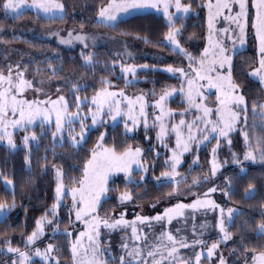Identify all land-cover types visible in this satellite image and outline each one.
I'll return each mask as SVG.
<instances>
[{"label":"snow or ice","instance_id":"1","mask_svg":"<svg viewBox=\"0 0 264 264\" xmlns=\"http://www.w3.org/2000/svg\"><path fill=\"white\" fill-rule=\"evenodd\" d=\"M0 6L6 14L12 13L14 19L21 18L25 10L33 9L38 14H42L45 20L64 21L65 7L60 0H31L30 3L29 0H0ZM201 7L207 10V35L206 44L199 58L193 56L183 46L180 39L183 25L177 27V23L192 12L190 3H182V0H107L106 5L97 12L94 26L116 31L119 25L125 22V17L132 16L136 12L150 9H155L158 13L162 11L167 31L163 35L162 42L153 46L167 48L171 54L186 59L190 71L180 66H167L164 71L179 79L180 87L163 89L152 105L147 103L144 94L135 97L126 95L124 89L133 86L137 79L138 67L121 62L119 59L112 62L110 70L115 73L116 66L119 64L120 73L125 81L124 89L114 91L112 89L116 86L111 80L106 77L101 78L100 87L94 90L95 94L89 102L87 97L81 99L78 95L87 86L82 88L78 82H69L71 91L76 94L75 111H72L71 105L63 94L58 95L55 100L50 96L47 99L35 100L24 98V94L29 90L37 94L43 93L45 96L48 94L44 93L42 88H37L33 80L27 79V69L20 70L19 64L15 68L9 65L6 70L7 74L4 70H0V141H5L7 147L15 151L17 145L13 138L14 131L24 132L23 147L29 152L24 157V163L30 168L31 146L46 134L42 131L40 137L37 136L33 128L37 122L42 130L51 131L53 148L57 146V138L62 147L65 135H67L71 147L78 149L86 143V128L89 119H91L93 128L103 126L108 120L116 122L118 118L123 119L125 134H127L139 127L142 118L146 138H148L147 132L150 125L146 109L152 107L159 110L158 115L153 113L154 119L151 125L153 129H156L157 141L167 149L168 136L175 135L176 147L170 150L171 155L164 162L165 170L159 177H154L158 181V186L171 187V191L167 193L169 197L181 194L180 185L186 183V178L178 179L181 176L178 167L183 154L191 151L193 146L199 150L201 145L206 146L213 139L216 140V147L211 150L212 178L216 177L221 167L217 160V149L221 144V139L227 140L231 145V133L238 130L245 147L243 161L264 163V103L254 102L252 104V123L249 125L248 103L241 93L240 85L233 78L235 45L238 42L243 46L246 42V29L250 15L249 0H214V2L206 0ZM173 8L174 12L171 11ZM251 8L255 10L251 28L255 32L257 41L258 67H253L248 75L264 86V0H251ZM221 20L226 26L217 27ZM120 34L127 35V33ZM52 35L57 37L60 44L71 46L73 42H77L85 49L89 46L88 41L94 39L83 33L74 35L71 31L68 32L67 39L60 37L58 33H52ZM193 38V36L189 37V39ZM227 42L232 44V49L228 47ZM0 43H6V41L0 40ZM144 43L150 44L151 41L144 37ZM82 59L86 70H94L93 53H82ZM148 67L147 64L139 66L141 69H148ZM39 71L40 69H37V72ZM59 71L60 69L55 66V61L50 59L48 61L49 79L57 78ZM210 89H215V109L206 104V92ZM56 91L61 93V88L58 87ZM177 93L183 97L186 104L184 111L179 114V123L175 122V113L165 107L169 99ZM152 95L155 96V92ZM85 107H87V112L83 111ZM213 115L215 119L212 118ZM188 116L194 118L189 120ZM77 121H79V133L76 132L74 126ZM129 121L131 126H129ZM53 122L54 130L51 129ZM104 138L105 134L101 133L99 138L101 142H98L91 150L90 157L83 164L82 175L79 179L72 178L66 185L64 171L53 165L56 186L51 209L36 219L33 231L23 238V249L19 246L13 247L11 240H6L4 248L0 249V252L6 249L7 253L12 254V264H35L34 258H38L40 264H60V258L57 255L60 249L52 243H48L43 250L37 246V241L41 240L46 233V226L53 224H55L53 239L58 235H63L68 239L71 264H113V260L109 258L111 252L103 246L102 233L105 230L109 233L117 230L125 232L126 238L122 244L123 254L119 258V264H202L205 256L204 248H207L206 258L211 262L220 245L233 240L235 233L230 229L236 218L243 214L236 208H225L209 198L210 194L218 191L217 187L210 188L203 194V198L197 197L191 204L177 203L174 207L165 208L162 214L154 217L136 215L135 219L130 221L125 218L124 213H121L118 218L101 216L100 208L111 191L108 185L112 175L124 174L126 190L118 197V200L121 204H126L134 199L132 191L128 190L129 186L139 187L145 181V174L149 171L141 148L133 149L128 146L123 152H118L115 147H105L102 143ZM232 156V163L239 166L241 174H246V169L241 166L240 157L236 153ZM45 163H47L46 158ZM196 163L197 160H194L193 164ZM138 173L140 179L133 184V176ZM3 181L6 188L11 189L12 198L11 200L0 199V222L6 221L17 207L14 181L7 176L3 177ZM205 182H207V176ZM200 183L198 177H193L188 189L192 195H196L192 192V186H198ZM225 184L226 188L222 190V194L226 199L231 200L233 198L232 178H226ZM8 194L6 191L5 196L7 197ZM69 196L71 197L69 227L75 228V223L83 225V230H79L74 239L73 232L68 231L67 228L62 234L60 233L57 220L59 209ZM254 197L255 186L249 183L245 189L244 200L247 201ZM135 198L139 199V197ZM259 207L261 209L260 218L254 224L252 218L246 219L243 227L246 231L255 234V240L264 242V203H261ZM209 209L214 212L218 210L219 213L215 222L219 238L210 246L200 238L203 235V229L207 227L206 224L200 225L199 233L195 225L193 226L191 242L180 234V228L173 233L168 227L174 219L187 221V210L191 211L194 220L196 213L203 210V214L206 215ZM72 214L75 216V222L71 220ZM154 223L161 226L159 234L154 232L150 234L141 227L146 225L148 229H152ZM129 230L130 236L127 235ZM197 246L201 248V251H195ZM239 248L242 249L245 264H264V243L259 246H250L244 242V237L241 235ZM181 249H193L194 260L184 258L180 253ZM237 251V248L232 249L233 254ZM219 264H226L222 255L219 258Z\"/></svg>","mask_w":264,"mask_h":264},{"label":"trees","instance_id":"2","mask_svg":"<svg viewBox=\"0 0 264 264\" xmlns=\"http://www.w3.org/2000/svg\"><path fill=\"white\" fill-rule=\"evenodd\" d=\"M205 0H182V3L192 5V13L190 16L184 18L177 23V27L183 25L182 36L180 37L184 46H193L190 42L195 39L202 42L205 38L206 23L203 4ZM107 0H62L65 7L64 21L45 20L34 12H24L19 19H14L13 16L6 14L0 6V40L6 41L5 44L13 46H21L25 49L33 51L35 56L32 62L27 65V69L31 73L39 72L48 73V61L50 59L55 61V66L60 69L57 78L54 80L60 83L59 87L64 90L67 100L75 109L76 94L71 91L69 82H78L82 88L87 86L85 90H81L78 95L81 99L87 97L88 100L95 94L94 90L100 87L99 81L101 78H108L116 86L115 89H124L125 81L121 76L118 66H116L115 73L111 72V65L114 61L112 54L104 47H99L94 50H62L58 46L37 39H27L24 37H17L15 33L18 31L19 25L23 22H28L43 28L53 26H73L76 28H87L93 30L107 31L116 36L140 42L145 48L155 50L165 54L168 57H174L179 60L178 55H173L167 48L155 47L153 45L162 42L163 35L167 31L166 22L162 15L155 13H145L130 16L124 19L116 31L106 28L95 27V19L97 12L102 6H105ZM83 25V27H81ZM120 33H127L121 35ZM139 36V38H137ZM193 36V39H189ZM144 37H147L151 43L145 44ZM27 41V43H25ZM93 53L95 57L94 70H86L83 67L82 53ZM257 63L256 53L253 49H247L235 54L233 59V78L240 85L242 94L245 96L248 103L249 119H252L251 107L252 104L261 103L264 101V89L260 83L250 77L248 73L255 67ZM0 70L6 72L5 62L0 55ZM120 77V79H117ZM180 86V80L168 75L167 73L158 70H147L138 72L137 79L133 86L124 90L134 94H144L147 99H155L159 96L163 89ZM155 92V96L152 93ZM177 105L175 109H182L183 103L173 100L170 102ZM86 111V107L84 108ZM36 134L40 137L42 131L46 134L33 143L30 150L31 165H25L24 157L29 152L23 147L24 132L17 131L14 134V141L17 145V150L13 151L0 143V199L7 198L11 200V191L4 188L3 177L7 176L12 179L15 184V199L17 203L16 209L10 214L6 221L0 222V249L4 248L6 240L12 241V246H19L23 249V238L30 234L34 227L35 221L41 217L46 211L51 209L55 198L56 178L53 165H56L65 173L66 185L72 178L79 179L82 175L83 164L91 155V150L95 147L102 128L90 130L86 137V143L78 149H74L64 140L63 146L56 141V147L53 148L51 131L42 130L40 125L33 126ZM53 130V127L51 126ZM105 138L102 143L108 147H115L118 152H123L125 148L131 146L132 148L139 147L143 151V159L146 162L149 171L145 174L146 179L139 187L129 186L128 190L132 191L134 199L133 204H158L164 201L171 191L170 186H158V181L154 177H159L161 172L165 170L164 162L168 155L156 147L155 132L149 129L140 128L133 134H125L122 124H115L103 128ZM232 144L227 146L222 143L220 149V159L228 162L221 171L219 185L222 189L226 188V178H232L233 198L226 199L227 205L237 208L243 215L237 217L235 223L230 231L235 233L233 240L228 241L227 244L231 248H237V256L240 260L244 259L242 249L239 248L241 235L244 237V242L250 246H259L261 241L255 240V234L244 229L243 224L246 219L252 218L254 224L260 218L261 209L259 205L264 203V166L251 165L246 168V174H241L239 169L231 165L232 154L236 153L242 157L245 151L243 138L240 136L239 130L231 134ZM214 141L200 148L197 151L183 157V161L178 168L181 176L186 178L188 184L193 177H205L210 174V151ZM157 153L159 155L157 156ZM45 158L47 163H45ZM197 159V163L193 161ZM140 174L133 176V184L138 182ZM251 183L255 186V197L253 199L244 200L245 189ZM126 181L123 176H116L109 182L111 191L107 194L106 202L100 208V215L106 216L118 213L121 203L118 197L126 190ZM6 191L9 193L5 196ZM135 197H139L136 199ZM68 198L64 201L59 209L58 221L59 231H63L69 227V211L66 203ZM72 220V219H71ZM122 236L121 231H113L108 241L111 247V254L113 256V264H117L118 246ZM55 247L60 249L57 255L60 258V264L71 263V252L68 239L63 235H58L55 239H50ZM35 264H40V261L34 260ZM0 264H12V258L0 252Z\"/></svg>","mask_w":264,"mask_h":264},{"label":"rangeland","instance_id":"3","mask_svg":"<svg viewBox=\"0 0 264 264\" xmlns=\"http://www.w3.org/2000/svg\"><path fill=\"white\" fill-rule=\"evenodd\" d=\"M30 2H31V0H29V3ZM60 2L62 3V0H60ZM205 2H206V0L203 3H205ZM213 2H214V0H213ZM203 9H204V13H205V23H206L205 37H206V35H207V10L205 8H203ZM249 9H250V15H249L248 27L246 29V36H245L246 42L243 46H241L237 42V44L235 45V50H234L233 56H235L236 53L247 50V49H253L255 51V53H257V41H256V37H255V32L251 28V20L255 16V10L251 8V0H249ZM28 11L34 12L37 15H39L40 17H42V14H38V12L36 10H33V9L25 10V12H28ZM171 11L174 12L175 9L173 8V9H171ZM237 11H238V9H237ZM145 13H155V14H159V15L163 16L162 11L158 13L155 9L136 12L132 16L138 15V14H145ZM191 13H189L186 17L190 16ZM8 14L10 16H13L12 13H8ZM63 15H64V13H63ZM126 18H128V17H125L124 19H126ZM224 26H226V25L224 24L223 20H221L217 25V27H224ZM70 31L73 32L74 35L83 33V34L88 35L89 37H93L94 39H90L88 41L89 46H88V48L85 49L82 44H79L77 42H73V44L71 46L60 44L57 37L52 35V33H58L60 37L67 39L68 38V32H70ZM237 34H238V30H237ZM0 36H1V31H0ZM15 36L24 37L27 39H37V40H41V41H47V42L54 44L55 46H58L62 50H69V51L78 50V49L94 50V49L99 48V47H104L111 52L114 60L119 59L121 62L128 63V64H134L138 67V72L147 71V70L152 69V70H158V71L167 73L166 71H164V69L169 65L184 67L186 71H190V69H188V66H187L188 61L186 59H184L183 57H180V62H178L179 60H177V58L168 57L161 52L145 48L144 46L141 45L140 42L130 40V39H125V38L116 36L114 34H111L107 31H103V30L76 28L73 26H53V27L43 28V27L33 25L31 23H28V22H23L19 25L18 31L15 33ZM190 43L193 46H190L189 44L186 46H184V45L183 46L189 52H191L193 56L199 58L200 53L203 51V48L206 44L205 38L202 42H198L197 40L193 39ZM227 43H228V47L230 49H232L233 48L232 44L230 42H227ZM117 54H119V56ZM0 55H1V59L5 62L6 69L8 68L9 65H12L13 68H15V66L17 64H19L21 66L20 70H24L25 68L27 69V65L30 62H32V58L35 56L33 51L25 49L21 46L7 45L5 43H0ZM256 57H257V55H256ZM145 64H147L149 66L148 69L139 68L140 65H145ZM117 66L120 70L119 64ZM255 67H258V58H257V63L255 65ZM224 71L226 72L227 69L225 68ZM5 74H7V72H5ZM167 74L172 76L169 73H167ZM26 77L29 80H33L35 82V86L37 88H42L43 92L48 94L47 96H45V95H43V93L37 94L36 92L29 90L24 94V98H26L28 100L47 99L49 96L51 97V99L55 100L58 98V95H60V94H63L66 96L64 90H62V89H61V93H57L56 89L59 87L60 83L54 79L50 80L49 76L46 74H43L41 72L31 73L27 69ZM253 79H255V78H253ZM255 80H257V79H255ZM41 81H43V83H41ZM179 87L180 86L174 87V88L178 89ZM262 87L264 89V86H262ZM171 88H173V87H171ZM112 90L119 91L120 89L114 88ZM125 93H126V95H128L130 97L142 95V94L130 93L127 90H125ZM206 96H207V99H206L207 106L215 109V107H216L215 89L208 90L206 92ZM158 97L159 96H157L155 99H151V100L146 98L147 103L149 105L154 104L155 100ZM174 99L177 100V102L179 101V102L183 103L182 109H175V108H177V105L174 106L175 104H172V107L170 106L171 105L170 102L173 101ZM90 100H91V98L89 99V102H90ZM261 103H264V101ZM165 107L170 109L173 113H175V122L179 123V119H180L179 114L181 112H183L185 107H186V104L184 103L183 97L179 93L175 94L173 97H171L169 99V101L167 102ZM73 111H75V109ZM83 111H84V109H83ZM84 112H87V107H86V111H84ZM146 112L148 113V121H149V125H150L149 129H153L151 127L152 121L154 119L153 113L155 112V114L158 115L159 110L153 109L152 107H148L146 109ZM193 118L194 117H192V116H188L189 120H191ZM212 118L215 119V116L213 115ZM53 121H54V117H53ZM248 122H249V125H251L252 119H249ZM37 124H39V122H37L35 125H37ZM115 124H122L124 127V120L119 119V118L116 122L108 120V122L106 124H104L103 126H97V127L93 128L91 126V119H89L87 121L86 132L88 134V132L90 130L102 128V133L105 134V132L103 131V128H105L107 126H112ZM51 126L53 127V130H54L55 129L54 122ZM74 126L76 128V132L79 133V131H80L79 121H77ZM129 126H131L130 121H129ZM242 126L243 125L241 124V127ZM140 128L145 130V128L143 126V119L142 118H141V123H140L139 127L134 132L128 133V134L131 135V134L137 132V130H139ZM153 130L155 132V139H156V129H153ZM16 132L17 131H14V134ZM57 139L60 142L59 138H57ZM64 140H66L67 143L69 145H71L70 140L67 137V135H65ZM155 141L157 143L156 147L159 148V150L164 151L168 155V157L171 155L170 150L175 149V147H176L174 134H170L167 138V141H166L167 145H168L167 149L165 147H163L157 141V139ZM212 141H214V144L212 145L211 150L213 147H216V140L213 139ZM98 142H101V141L98 139V141L96 142V145ZM224 142L227 146H230L228 144L227 140H224L223 138L221 139V144L217 149V160L221 164V167H220L219 171L217 172L216 177L215 178L211 177V170H212V166H211L210 174L207 176V182H205L206 176L205 177H198L199 180L201 181V183L198 186H192V192L196 193L195 196L192 195L191 192H189V190H188L189 186L192 184V181H191L188 184L180 185V192H181L180 195L172 196V197L168 196L161 203H158V204L138 203L135 205L132 202H128L126 204H121V207H120V210L118 213H114V214L107 215V216H115L118 218L121 215V213H124L125 218L127 220H130V221L135 219L136 215L154 217L157 214H162L164 212L165 208L174 207V205L177 203L191 204L197 197L203 198V194L208 192V190L212 187H217L218 191L216 193L210 194L209 198L216 201L218 204H220L221 206H223L225 208L232 207V206L227 205L226 198L222 194L223 189L219 185V181H218V179H220V176H221V171L226 166H228V164H229L225 160H221L219 157L220 149L222 147V143H224ZM0 143L7 147V144L5 141H0ZM207 144H209V143H207ZM104 146L108 147L106 145H104ZM204 146L205 145H201L200 148H202ZM192 151H197V148L195 146H193L191 151L184 153L183 156L181 157V163L183 161V157L185 155L191 153ZM232 159H233V157H232ZM240 159L242 161L241 166H243L245 169L251 165L264 166V163H260L259 161H257L256 163H252L251 161H243V156L240 157ZM195 160H197V159H195ZM211 160H212V156H211V151H210V161ZM180 165H179V167H180ZM210 165H211V163H210ZM231 165H233L234 167L239 169V166L233 164L232 162H231ZM116 176H123L124 177V174L123 173H116V174L112 175L109 179V182ZM180 178L181 177H178V179H180ZM124 179H125V177H124ZM3 184H4V181H3ZM4 188L7 189L5 184H4ZM7 190L11 191V189H7ZM67 198H68V200H67L68 202L66 203V205H67L68 211H69V209L71 207V197L69 196ZM153 205H155V207H153ZM232 208H235V207H232ZM218 214H219L218 210H216L214 212L213 210L209 209V210H207V214L205 215V214H203V210H202L201 212H198L195 214V218L193 220L191 211L187 210L186 211V216L188 217L187 221L182 220V219H174L172 221V224L169 225L168 227L173 233L176 232L177 228H180L181 229L180 234L184 235L189 240V242H191V240L193 239V236H192L193 226L195 225L197 232L199 233L200 232V225L206 224L207 227L203 229V235L200 238L203 239L206 242V244L210 246L212 243H214L219 238V233H218L217 229L215 228V222H216V218H217ZM101 216H103V215H101ZM71 219L73 222H75L74 214L71 215ZM57 220H58V217H57ZM141 227L145 228V230L148 231L150 234L152 232L159 234L161 231V226L159 224H155V223H154V227L152 229H148L146 225L141 226ZM54 228H55V224L46 226V233H45L44 237H42L41 240L37 241V246L40 247L41 250H43L47 246V244L50 243V239L53 237V229ZM79 230H83V225H81L79 223H75V228L70 227L68 229V231L73 232V239L78 234ZM117 231L122 232V236H121L120 243L118 246V254H117V261H118L117 264H119V258L123 254L122 244L125 242L126 235H125V232L123 230H117ZM111 233L107 232L106 230L103 231V233H102V240L104 241L103 246L107 251H110V252H111V247H110V244L108 241V237ZM127 235L128 236L131 235L130 230L127 233ZM229 245L228 244H221L220 248L215 253L213 260L211 262H209L207 260V258H206L207 248H204L203 251H204L205 256L202 260V264H219V258L221 255L224 257L226 264H245V259L240 260V258L237 256L236 253L233 254L232 253L233 248H231V246H229ZM195 251H201V248L199 246H197ZM2 252L9 255L13 259L12 254L7 253L6 249ZM180 253L184 258H186V259L192 258L194 260V250L193 249H181ZM109 258L113 259L112 254H111V257H109ZM34 260L39 261L38 258H34Z\"/></svg>","mask_w":264,"mask_h":264}]
</instances>
